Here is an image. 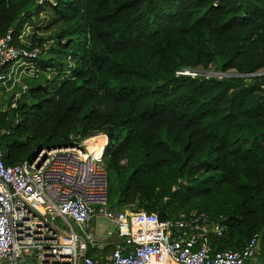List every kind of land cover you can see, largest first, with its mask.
<instances>
[{"label":"trees","instance_id":"16d2710c","mask_svg":"<svg viewBox=\"0 0 264 264\" xmlns=\"http://www.w3.org/2000/svg\"><path fill=\"white\" fill-rule=\"evenodd\" d=\"M42 12L52 33L37 26L23 42ZM9 32L41 52L23 64L25 90L5 97L0 85L5 164L104 133L110 208L205 212L226 227L209 234L215 251L261 232L264 0H0V37ZM210 65L248 75H177Z\"/></svg>","mask_w":264,"mask_h":264},{"label":"built area","instance_id":"2783aa9c","mask_svg":"<svg viewBox=\"0 0 264 264\" xmlns=\"http://www.w3.org/2000/svg\"><path fill=\"white\" fill-rule=\"evenodd\" d=\"M40 52L38 46H15L10 32L0 37V72L7 68L0 84L6 86L22 58ZM183 74L199 73L177 71ZM84 143L41 148L13 165L5 164L0 145V264H152L157 258L156 264H259L260 233L239 250L215 251L209 234L221 237L226 227L205 212L159 222L156 214L151 218L141 210L110 208L105 149L92 154ZM97 217L109 219L116 228L117 241L105 258L89 254L98 243L92 224Z\"/></svg>","mask_w":264,"mask_h":264},{"label":"rangeland","instance_id":"374dc122","mask_svg":"<svg viewBox=\"0 0 264 264\" xmlns=\"http://www.w3.org/2000/svg\"><path fill=\"white\" fill-rule=\"evenodd\" d=\"M49 17L50 16L46 12H42L38 18L34 17L32 19L34 21L35 25L26 23L25 28H24V33H25V35L27 34L26 35L27 37L25 36V38H23V42H26L29 44V40H30L29 36L35 31L34 29L37 26L40 27L37 30V33L39 34V36H44V37L49 36L53 30V28L52 29L47 28V23H48L47 20ZM51 45H52V41H48L45 44V49H48ZM20 61L23 63H21V65L19 67L15 66L16 68L14 69V72L12 74H11V72L9 73L10 80L8 82H6V86H4L3 84H0V85H3L4 87H6V91L4 92L5 95L3 94V96H5V97L8 94H10L11 92H13L14 90L18 91L19 88H21L23 85L24 78H27V76H30L33 72V67H31L30 65H28V66L23 65V64L28 63L26 58H22ZM25 67H28V69H26ZM5 72H4V70H2L0 72V74L4 75ZM197 72L200 75H204L206 77H211V76H219L220 71H218L215 68V65H210L208 67L198 68ZM228 72L229 73L222 74V76L223 75L226 76L227 74H236V72L233 70H230ZM5 106H6V104L3 105V108H5ZM95 136L103 137L102 142L104 143V149H105L106 145H107V136L104 133L98 132V133H96V134H94L88 138H93ZM88 138H86V139H88ZM86 139H84L83 141L85 142ZM83 141H82V143H83ZM92 145L94 146V144H91V145H87L86 147H88V149H90V150H94L96 154H99L101 146H99V147L94 146L93 147ZM108 206H109V203H108ZM56 223L59 224V219H57ZM92 224H93V226H95V232L97 235L100 236L102 234L103 230L106 229L109 234H112L113 238H111V240L114 241V238L116 237V228H115L114 224L112 223V221H110L109 219L104 218V217H97V218H94ZM75 229L78 230V227L75 226Z\"/></svg>","mask_w":264,"mask_h":264},{"label":"crops","instance_id":"0c3cea01","mask_svg":"<svg viewBox=\"0 0 264 264\" xmlns=\"http://www.w3.org/2000/svg\"><path fill=\"white\" fill-rule=\"evenodd\" d=\"M93 229L95 232V226H93ZM97 237H98V243L90 250V254L95 258H105L110 253L114 242L117 241V238L115 237L114 241H112L111 240V238H113L112 234H109L106 229L103 230L100 236L97 235ZM157 261L159 262L158 258L152 264L158 263ZM168 264H178V263L168 262Z\"/></svg>","mask_w":264,"mask_h":264},{"label":"bare ground","instance_id":"6f19581e","mask_svg":"<svg viewBox=\"0 0 264 264\" xmlns=\"http://www.w3.org/2000/svg\"><path fill=\"white\" fill-rule=\"evenodd\" d=\"M102 139H103V137H101V136H95V137H93V138H90V139L86 140L85 143H84V145H85V147H86L87 145H91V144H94V146H97V147L101 146L100 152H99V154H98V155H100V154L103 152V148H104V143L102 142ZM94 140H95V141H94ZM92 146H93V145H92ZM94 146H93V147H94ZM86 148L88 149V147H86ZM88 150H89L92 154H96L94 150H90V149H88Z\"/></svg>","mask_w":264,"mask_h":264},{"label":"water","instance_id":"95a60500","mask_svg":"<svg viewBox=\"0 0 264 264\" xmlns=\"http://www.w3.org/2000/svg\"><path fill=\"white\" fill-rule=\"evenodd\" d=\"M238 75H239V76H245V75H248V74H238ZM159 206H160V210L157 211L156 216H157V220H158L159 222H163V221L166 219V214H165V211H164V209H163V207H164V202H161V203L159 204ZM263 233H264V227L262 228L260 234H263Z\"/></svg>","mask_w":264,"mask_h":264}]
</instances>
